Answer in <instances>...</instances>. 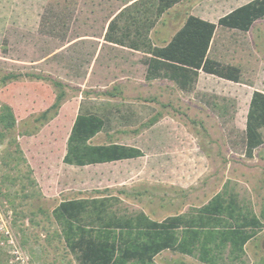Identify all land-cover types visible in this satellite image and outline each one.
<instances>
[{"label": "rangeland", "instance_id": "1", "mask_svg": "<svg viewBox=\"0 0 264 264\" xmlns=\"http://www.w3.org/2000/svg\"><path fill=\"white\" fill-rule=\"evenodd\" d=\"M156 4L157 0H0V90L6 95L36 91L48 104L61 90L66 93L62 118L20 140L45 197L37 203L45 214L29 206L34 198L27 194L36 185L28 186L26 166L12 158L4 161L10 136L0 143V264H77L65 251L51 210L62 199L100 197L94 190H113L115 205L124 214L144 211L158 221L202 206L224 190L256 214L264 209V145L249 157L245 139L252 95L264 92V19L247 33L221 27L217 31L212 59L239 67L241 83L200 73L193 90L184 91L150 75L146 54L153 43L148 29L157 20ZM174 10L171 15L176 18L180 11ZM170 20L164 21L166 28L178 29L179 22ZM158 25L152 37L165 40V28ZM10 73L37 74L41 79L25 76L4 87L2 78ZM158 111L163 118L157 126L133 133ZM78 114L105 121L95 144L116 142L137 147L146 156L85 168L65 164L67 135L62 136L60 155L58 121L65 124V115L72 121ZM198 154L203 158H195ZM124 190L130 191L127 198L121 194ZM260 232L262 237L248 245L241 262L225 251L220 264H264V229ZM157 264L203 263L165 251Z\"/></svg>", "mask_w": 264, "mask_h": 264}, {"label": "trees", "instance_id": "2", "mask_svg": "<svg viewBox=\"0 0 264 264\" xmlns=\"http://www.w3.org/2000/svg\"><path fill=\"white\" fill-rule=\"evenodd\" d=\"M182 1L184 0H157V16L160 18L169 13ZM262 19L264 0H254L239 7L222 17L218 24L188 13L184 25L166 45L154 48L150 46L153 56L148 59L151 77L161 76L184 91L193 90L200 71L241 83L242 71L239 67L223 65L210 59L208 52L218 27L247 33L256 21ZM113 25L114 22L109 29ZM25 76L41 79L37 74L10 73L2 78L3 86L15 83ZM58 86L64 87L59 82ZM8 89L6 87L5 91ZM3 91L0 90V143L5 144L4 139L10 136L4 148L7 152L4 161L12 158L26 166L24 176L28 186L36 185L27 194V198H34L29 206L33 212L45 214L42 205L37 204L45 197L20 140L33 136L45 125L62 118V101L66 93L61 90L54 102L48 104L36 91H19L14 95H6ZM167 106L162 104L164 108ZM28 117H32V120L27 119ZM64 118L65 124L58 121V153L62 154V136L67 135V149L63 157L65 164L87 167L144 156L137 147L116 142L95 144L94 139L105 128V121L96 115L78 114L72 121L68 115ZM162 118L163 113L156 112L133 133H144ZM263 130L264 92L254 91L245 135L246 154L249 157L264 145ZM16 155L18 157L14 158ZM112 191L94 190L93 193L100 195L97 198L77 196L62 199L51 210L52 218L61 228L60 237L68 249L65 251L71 253L77 264H157L158 256L165 251L197 258L203 264H220L224 252L228 251L234 262H241L246 256L248 245L262 237L260 231L264 229V209L256 214L250 206L241 204L238 197L229 194L227 190L217 193L207 204L194 207L185 215L170 216L163 221L152 219L144 211L134 215L120 212L115 205L118 199L111 195ZM129 193L130 191L124 190L121 194L127 198ZM83 194L84 192L79 193ZM68 263L73 264V260Z\"/></svg>", "mask_w": 264, "mask_h": 264}, {"label": "crops", "instance_id": "3", "mask_svg": "<svg viewBox=\"0 0 264 264\" xmlns=\"http://www.w3.org/2000/svg\"><path fill=\"white\" fill-rule=\"evenodd\" d=\"M252 1H254V0H184L181 3H179L178 5H176V7L171 9L169 11V13H166L165 15H163L160 18L157 16V20H156V22H154L155 24H152L150 30H148V39H150L149 43L150 44L153 43V45H151L153 48L156 47V46L166 45L172 39V37L175 35V33L184 25L188 13L191 14V15H194L196 17H199L200 19H202L204 21H208V22H211V23H214V24H218L219 20L222 17L230 14L231 12L235 11L239 7H241L243 5H246V4H248V3L252 2ZM143 4H144V2L141 3V5H143ZM174 9H176V10H174ZM173 10H174L175 13L176 12L178 13V10L180 11V13L177 14L178 16H176V18L172 17V15H171L172 14L171 12H173ZM121 13H119L118 15L120 16ZM212 13H214V14L217 13V14H222V15L216 17V16L212 15ZM116 17H115V19H116ZM166 18L172 19V20H170V22L173 23V24H176V22L177 23L179 22L178 23L179 24L178 29H175L174 31H170L169 25L166 28V24L164 23ZM158 24L163 25L162 27L165 28L164 31L162 32V34L165 37V40H161V39L158 40V38L156 40L153 39L154 36L152 34L154 32V29H156L159 26ZM220 27H218V29ZM128 28H130V26L126 25L125 29H128ZM221 28H224V27H221ZM218 29H217V31H218ZM226 29H228V28H226ZM231 30H233V29H231ZM217 31H216V34H217ZM216 34H215V37H216ZM166 36H167V38H166ZM214 42H215V38H214ZM214 42H213V44L211 43V46H210V49H209V52H208V56H209L210 59H212V47L214 45ZM110 44L113 45V46H117L118 43L115 44V42H112ZM135 44H136V41H135ZM121 46H122V44H121ZM134 46L138 47L137 45H134ZM134 49H135V51H137V48H134ZM146 55L148 57H150V58L153 57L150 52L147 53ZM200 73H205V72H203V71L199 72L198 80H199V77L201 76ZM205 74H207L208 76H214V75L208 74V73H205ZM203 80L208 81L206 77L203 78ZM158 124L154 125L153 127L157 126ZM153 127H152V129H153ZM66 149H67V147H66ZM142 152H143L144 156L143 157H139L138 159L144 158L146 156V154H145V152L143 150H142ZM195 156H196L195 158L202 159L203 158L202 156H204V154H202V155L198 154V155H195ZM105 165H109V164H105ZM93 167H95V166H93ZM81 168H83V167H81ZM181 187H182V189H188V187L183 186L182 184H181ZM211 199H212V197L208 200V202ZM199 207L200 206H196V208H199ZM179 214L185 215L186 212H182V213L180 212V213H177V214H174V215H179ZM174 215H170V216H174ZM170 216H167V217H170ZM167 217H165L164 219H166ZM163 220H161V221H163Z\"/></svg>", "mask_w": 264, "mask_h": 264}, {"label": "built area", "instance_id": "4", "mask_svg": "<svg viewBox=\"0 0 264 264\" xmlns=\"http://www.w3.org/2000/svg\"><path fill=\"white\" fill-rule=\"evenodd\" d=\"M11 243H13V242H11ZM17 253V252H16Z\"/></svg>", "mask_w": 264, "mask_h": 264}]
</instances>
